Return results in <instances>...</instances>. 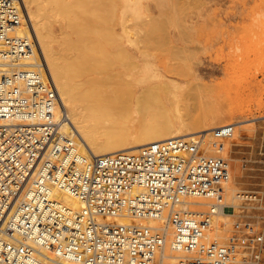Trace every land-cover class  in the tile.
I'll use <instances>...</instances> for the list:
<instances>
[{
    "label": "built area",
    "instance_id": "2783aa9c",
    "mask_svg": "<svg viewBox=\"0 0 264 264\" xmlns=\"http://www.w3.org/2000/svg\"><path fill=\"white\" fill-rule=\"evenodd\" d=\"M23 15L19 0H0V56L16 63L35 46L32 38L14 34ZM38 59L0 81V264H64L68 249L80 264H218L214 248L200 244L198 227L220 208L233 211L223 203L229 161L205 155L201 133L136 151L84 155L61 131L64 118L54 115L61 101ZM233 130L234 124H226L212 135L225 139ZM56 190L81 207L67 205ZM189 197L211 205L199 214L186 210ZM124 215L179 224L170 248L194 255L163 260L166 230L102 220ZM200 251L202 261L196 258Z\"/></svg>",
    "mask_w": 264,
    "mask_h": 264
},
{
    "label": "rangeland",
    "instance_id": "374dc122",
    "mask_svg": "<svg viewBox=\"0 0 264 264\" xmlns=\"http://www.w3.org/2000/svg\"><path fill=\"white\" fill-rule=\"evenodd\" d=\"M48 1L41 0L38 13L57 37L56 48L66 39L84 41L85 53L92 47L95 69L91 63L84 74L80 71L86 87L128 83L132 89L120 103L91 104L93 119L121 122L137 134L152 121L150 115L164 120L159 111L178 122L215 107L238 122L230 137L218 138L221 149L203 153L229 161L227 190L256 199L233 208L211 240L218 264H231V258H238L237 264H264V0ZM158 72L178 87H151L162 76ZM195 74L203 85L196 84ZM166 233L170 244L174 234Z\"/></svg>",
    "mask_w": 264,
    "mask_h": 264
},
{
    "label": "bare ground",
    "instance_id": "6f19581e",
    "mask_svg": "<svg viewBox=\"0 0 264 264\" xmlns=\"http://www.w3.org/2000/svg\"><path fill=\"white\" fill-rule=\"evenodd\" d=\"M19 1L23 8V13L25 16L23 15L24 19H22L21 23L17 25L14 34L16 36H27L29 38H32L35 42V46H33L32 52L27 58H23L17 61V63L16 60L13 61L12 59L9 58L5 59V57L1 58L0 56V81H2L4 76L12 70L15 69L24 70L33 67L39 61L38 56L42 57L61 101L60 108H57L54 115L57 118L58 117L64 118V121L61 126V131L66 136L74 140L79 151L84 155L97 156L104 154H113L119 151H136L141 146L151 142L162 141L165 139L176 138V137H189L195 133H201L203 136H207V139L204 140V142H202L201 148L203 151L208 153L214 149H221V143L217 141L218 138L212 135V129L226 124H238V122L228 121V119L224 115L222 116L219 115L222 114L221 109L215 107L203 108L202 111L197 115L192 116L186 120L181 119L178 122H174L170 118L165 119L166 115L164 116V112L159 111L158 116L159 117L163 116L164 120L158 119L157 114L150 115V119H152V121L146 123L137 134L129 126L122 124L121 122H116L112 120L99 121L93 119L89 111L92 105L98 104V106H104L111 103L114 104L115 102L116 103L122 102L127 94L126 91H132L130 84L127 83L128 85L127 84L125 85L127 88L124 87L123 84L122 85L124 88L121 87V85H118V87L117 86L111 87V85L110 86L101 85L100 87L99 85L95 87H89V86L86 87L85 84L87 78L85 80L82 79L81 76L85 73L84 70L87 71V69L83 67L92 63L90 61L91 58L94 59V56L92 54H89L90 49L92 47L89 49L90 46H87L86 44L87 46L86 48L88 49L87 50L88 54H87L85 53L84 50L82 51V49H85L83 47L85 45L80 46V44L85 43L84 41L83 42L82 40L76 41V39L75 41H72L70 39H68L69 41H67L66 39L65 41L62 40L60 42L59 45L60 47L59 49H57L54 43L57 37L53 35L52 29L48 27L49 25L46 26L47 23L46 24L43 23V21L46 22L47 19L45 17L43 18L40 17L41 13L40 12L38 13L39 9L43 6L42 4L41 5L39 4L41 3V0L39 1L19 0ZM50 1L52 0H49L48 3ZM41 18L42 19L45 18V19L41 20ZM2 50L3 47L0 43V51ZM88 55H92V56H88ZM11 61L12 63H10ZM93 63L91 64V66L92 69L94 70L95 67H93ZM89 66L90 65H88V67ZM80 71H84L83 74H81ZM154 73H152V75ZM78 74L82 79L81 81V83L83 82L82 85H79L80 82L76 81L78 80V78H76L75 80V77L76 76L78 77ZM159 74L160 73L158 72V75ZM114 75H112V78ZM161 75L162 74H160V76ZM108 76L109 75H107L106 77ZM153 77L154 76H152V78ZM163 77L164 75L161 76L158 82H156L153 85L151 84V87L160 88V87H165L167 85H171L173 88L178 87L175 82L166 81L165 78ZM193 79L197 85L201 86L204 84V80L200 74H195ZM99 80H103V79L101 78ZM76 83L78 84L79 88L76 86L77 85ZM83 86H85V88L88 89L81 90L80 88H82ZM133 90H135V88H133ZM175 96L176 95H174V97ZM4 121H5V116L0 113V122L4 123ZM227 184H228V178L223 182L224 204L231 205L233 208L239 209L243 206H248V203L247 204L243 203L242 201L243 199H247V198L249 200L256 199L254 196H252L253 194L246 195L245 192L241 193V190H239V192L238 191L232 192L230 190H227L228 189L226 186ZM55 196L60 198L62 201H64L67 205H69L73 209L77 210L81 207V202L67 193L56 190ZM199 198L200 197L187 198L186 202L183 204V208L198 214L205 211V207L211 205V202L207 200H203V198L202 200L201 198L200 199ZM203 205H205V207L202 209ZM230 215H232L231 211H223L220 208L219 211H217V213L213 214V216L211 217L208 223L200 224L198 227L200 244L211 246L214 248L216 252V247H215L216 243H214L211 240L212 236L217 233L218 226L220 224L224 225L226 224V222H228L227 217ZM102 220H108L116 223L133 224L138 226L161 228L163 230H167L171 232L172 234H175L180 229L179 224L165 222L164 217L144 218L139 216L130 217L124 215L122 217H116V218H103ZM166 243L161 253V259L163 260H174L177 256L192 257L194 255L193 253L191 254L187 252H173V250L170 248V244H166ZM65 253L67 254L65 257H63L65 259L63 262L64 264H80L76 252L68 249V251ZM202 253L203 252L200 251L199 255L196 256V258L204 259ZM49 255H52V253L50 252ZM230 261L231 264H237L238 261L240 260L238 258H231Z\"/></svg>",
    "mask_w": 264,
    "mask_h": 264
}]
</instances>
